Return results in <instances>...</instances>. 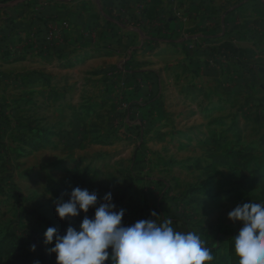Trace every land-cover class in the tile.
<instances>
[{
  "label": "rangeland",
  "instance_id": "1",
  "mask_svg": "<svg viewBox=\"0 0 264 264\" xmlns=\"http://www.w3.org/2000/svg\"><path fill=\"white\" fill-rule=\"evenodd\" d=\"M54 38L46 30L45 39ZM31 73L26 66L0 68V264H55L43 234L79 227L84 213L64 220L55 213L57 199L66 201L75 187L98 197L111 191L125 226L155 211L158 223L170 219L175 229L201 235L213 264H237L232 237L243 225L227 214L264 201V97L254 101L260 110L223 116L219 144L200 145L195 127L154 126L150 113L128 126L104 100L83 96L76 104L84 109L75 111L74 100L53 97L42 76Z\"/></svg>",
  "mask_w": 264,
  "mask_h": 264
},
{
  "label": "crops",
  "instance_id": "2",
  "mask_svg": "<svg viewBox=\"0 0 264 264\" xmlns=\"http://www.w3.org/2000/svg\"><path fill=\"white\" fill-rule=\"evenodd\" d=\"M13 65L75 111L87 96L128 126L150 113L219 144L223 116L264 97V0H0V68Z\"/></svg>",
  "mask_w": 264,
  "mask_h": 264
},
{
  "label": "clouds",
  "instance_id": "3",
  "mask_svg": "<svg viewBox=\"0 0 264 264\" xmlns=\"http://www.w3.org/2000/svg\"><path fill=\"white\" fill-rule=\"evenodd\" d=\"M94 208L92 217H88ZM112 192L98 197L95 191L75 187L56 201L55 213L60 220L84 213L78 228L68 226L63 234L48 227L43 244L53 245L55 264H213L215 256L205 240L195 231H180L172 220L157 222L141 219L130 226L122 224L123 209L115 210ZM242 227L232 237L237 264H264V201L237 205L227 214ZM29 250L34 252L36 245ZM34 264H40L34 261Z\"/></svg>",
  "mask_w": 264,
  "mask_h": 264
},
{
  "label": "built area",
  "instance_id": "4",
  "mask_svg": "<svg viewBox=\"0 0 264 264\" xmlns=\"http://www.w3.org/2000/svg\"><path fill=\"white\" fill-rule=\"evenodd\" d=\"M54 33H55V31L51 27L47 29V35H48L49 39L53 37ZM227 54H228V52H227Z\"/></svg>",
  "mask_w": 264,
  "mask_h": 264
},
{
  "label": "trees",
  "instance_id": "5",
  "mask_svg": "<svg viewBox=\"0 0 264 264\" xmlns=\"http://www.w3.org/2000/svg\"><path fill=\"white\" fill-rule=\"evenodd\" d=\"M227 52L228 53H234L235 54V53H238V50L233 49V48H230V49L227 50ZM224 56H227V55H224Z\"/></svg>",
  "mask_w": 264,
  "mask_h": 264
}]
</instances>
